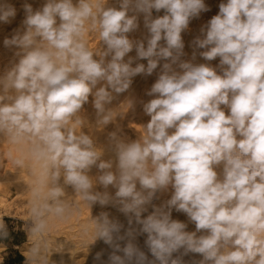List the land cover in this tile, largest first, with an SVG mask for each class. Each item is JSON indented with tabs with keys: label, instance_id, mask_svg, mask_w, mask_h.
Instances as JSON below:
<instances>
[{
	"label": "clouds",
	"instance_id": "obj_1",
	"mask_svg": "<svg viewBox=\"0 0 264 264\" xmlns=\"http://www.w3.org/2000/svg\"><path fill=\"white\" fill-rule=\"evenodd\" d=\"M218 7L191 42V59L183 58L182 33L210 10L205 0L25 3L20 26L3 40L17 59L0 74V134L27 144L53 182L62 170L64 183L89 203L127 217L125 228L100 214L96 239L110 251L97 252L94 264H264V0H222ZM16 15L0 0V23ZM141 15L146 35L133 39ZM89 37L98 38L96 48ZM197 53L219 64L195 63ZM157 69L141 135L111 133L114 157L101 160L94 139L79 130L84 105L91 97L97 123L108 125L114 94ZM14 162L22 166L23 157ZM97 184L103 192L93 191ZM169 189L170 199L142 218ZM61 195L58 187L50 191ZM173 209L195 230L173 219ZM144 234L142 248L133 241ZM189 254L201 258L186 262Z\"/></svg>",
	"mask_w": 264,
	"mask_h": 264
},
{
	"label": "rangeland",
	"instance_id": "obj_2",
	"mask_svg": "<svg viewBox=\"0 0 264 264\" xmlns=\"http://www.w3.org/2000/svg\"><path fill=\"white\" fill-rule=\"evenodd\" d=\"M9 2L11 4H13L15 6V8L17 7L16 8L17 9V15L11 21V23H7V24L2 23L3 25L2 24L0 25L1 26V28H0V59H1L0 60V74H3V72L7 68H10L12 66V63H14L15 60L17 59L14 56L15 49L5 48L3 45V40L5 37H10L13 30L16 29L18 26H20V24L24 18L23 5L25 3H28V4H31L33 6V8L35 9V8L42 6V4L44 3V0H9ZM221 2H222V0H205V4L208 6V8L210 10L207 12H202L198 18L192 19L190 21L188 30H186L184 33H182V36L184 35L183 36V39L185 42L184 51L186 53V55L183 57L184 59H191L192 58L193 48H192L191 42L197 36L201 35V30L200 29L197 30L196 27H200V28L204 27L207 24V22L211 19V17L218 13V11H219L218 6ZM109 4L111 6H118V0H109ZM163 14H164L163 10H161V12H159V13H156L155 10H153V16L154 17L158 16V15H163ZM140 27H143V18L142 17H140ZM143 30H144V34L146 35V29H144V27H143ZM190 30H192V31H190ZM139 31H141V30H138L136 32H139ZM131 37L135 38V36H131ZM88 39L90 41V45H89L90 47L96 48L98 46V44H99L98 38L89 37ZM161 43H163V41ZM199 51H203V50L201 49ZM129 55L135 56V51L133 50V52L130 53ZM138 62L144 63L145 65L147 64L146 60H141ZM194 62L195 63H210L213 67H216L219 64V57H217L213 61L208 62V61H204L203 58H201L197 53L196 60ZM133 66H135V65H133ZM158 71H159V69H157L151 76L138 75V76L133 78V82H132L131 86L132 87L136 86L135 89H133L135 91V93L133 95H135V96L137 95L135 97V101H137L136 105H138L137 106L138 109L140 108L139 111L141 113L143 111V104L146 103L145 101L150 100V96H148L146 93L150 89L151 85L155 82V80L157 78ZM131 86H130V88H131ZM144 86H145V88H147L146 90H143ZM130 88L128 90H130ZM128 90L125 91L124 93H121V94H114V99L112 100V102L109 105H107V107L115 113V116H114V119L108 125H105V126H100L96 122V119H98V117L96 114V110L91 103L92 98L90 97V102L88 104L84 105V107H86V110H87L86 115L88 117V120H90V121H88V123H84L79 130L84 132L85 134L91 136V133H90V130L92 129L91 125H92V123H94L93 125H95V124L97 126L99 125L98 126L99 129L102 128V131L100 130L101 135L103 133L104 135H107V137L108 136L110 137V134L113 132H115L117 134L121 131H123L125 133L127 132L128 134L134 133L133 127L135 126V124H133V123H134V121L136 122V117H135V115L129 116L128 114H130V112H127V109L125 107L128 104V102H126L127 101L126 99L128 96L127 92H129ZM123 94H126L127 96L123 95ZM121 96H123V97H121ZM124 97H126V98H124ZM151 99H152V97H151ZM120 100H121V102H120ZM142 117H146V115L140 116L141 119H142ZM91 119H92V121H91ZM92 136L91 137L94 139V142H95L96 138L94 135H92ZM99 136H100V134H99ZM96 147L98 148L99 146L96 145ZM1 148H0V161H1L0 164H3L6 162L5 164L7 165L9 170L11 171V173L8 171V178L11 177L12 180L8 181V183H9L8 190H7L8 194H6V203L8 204L9 208L11 209V210L9 209L11 212L5 213V211H3V209L0 210V213L2 214L0 225L3 226L2 229L4 228L5 231H11V229L16 230L18 237L24 240V242L20 246V249L23 251V247H24L27 251H29V254L24 253V251H23V253L25 255V263L26 264H32L34 262L44 264V262H46V261H47L46 264H94L93 257L95 256V254L97 252L101 251L102 249H104L106 251H110L108 246L105 245L102 240L96 239V229H97L98 219H99L101 213H106V214H108V216L110 215L109 219L118 220L125 225V228H127L128 221H127V217L124 214L119 212L116 207H113L111 205L102 207L99 204L94 205V204H91L89 202H84L83 197H81L83 195H81V193L79 194L75 190H74V194H75L74 200L76 201V203L78 202L77 205L73 204L71 201V204L68 205V207L72 210L69 211L68 207L66 206V202H64L63 206L62 205L60 206L63 208V211L57 212L56 211L57 207L55 209L53 207L54 203H55L54 201H56L57 199L56 198L54 199L50 196V191L53 188H57V187L62 188V185L64 184L62 170H61V177L59 178V180L56 182H53L51 177H49L50 174L48 173V171L45 168H43L44 170L38 171V169L34 170V168H31V166H29L30 165L29 163L31 160L28 161V159H30V158L32 159V156H29V158L27 157L28 150H26V151L22 150V152L20 150H19L20 152L18 150L12 151L11 155H10V153H8L10 155V157H9V155L7 153L4 154L3 147H1ZM9 148L10 147L8 146V149ZM5 155H7V156H5ZM20 157H23V166H22L23 168L21 166L19 167L14 162L17 158H20ZM35 160H37V159H35ZM18 169H19V171H18ZM43 171H45V172L47 171V173L45 174V172L43 173ZM97 171H98V169H97ZM12 172H14L15 174L14 173L12 174ZM11 174H12V176H11ZM18 174L21 177H19ZM27 176H28V178H27ZM30 177H32V179ZM11 178H9V179H11ZM40 178H41V183L38 182V180H40ZM61 179H62V183H61ZM14 180H17V181L12 182ZM47 181H48V183H47ZM43 182L44 183L46 182L47 184L46 183L44 184ZM31 183H32V186H31ZM40 184H41V186L43 185V187H42L43 190L40 186H38ZM34 185H35V188L37 185L36 189L35 188L33 189ZM38 189L39 190L41 189V192ZM110 191L111 190H109V194L111 196H114L116 189H114V190L112 189V191L111 192ZM62 194H65V193H62ZM162 194H164V195H162ZM170 195H171L170 192H163V193H160V195H159V193H157V198H155L152 201L151 205L147 206V211L142 213V218H146L148 215L152 214V212L154 211L152 205H155L157 207L161 206L162 204H164V202H166V200L170 199V197H171ZM162 196L163 197L167 196L168 199H163ZM77 198H79V199H77ZM67 203H69V200L67 201ZM88 203H89V205H88ZM65 208H67V209H65ZM51 211H53V212L56 211L55 212L56 214L57 213L60 214V216H59V214L57 216L56 214L54 215L52 212V216H55L56 220H58L57 221L58 223L57 222L56 223H57V228L58 229L60 228V230L57 229L56 231H52V232H50L49 236L46 237L47 242H48L46 244L47 245V249H46V245L44 243V238L37 237L36 236L37 234H36L35 236L37 238L34 236L33 240L29 239L27 232H29L30 229H32L34 231V229H36V226L38 225V223H40L42 220H44L45 216L48 213H50ZM67 211H69V214L72 213L73 216L69 215L70 216L69 217ZM172 218L176 219V220H180L182 222H185L188 225V227L186 229L187 231H194L195 230V225L188 221L186 214H184L182 212H177L173 209L172 210ZM66 225H70V227H74V228H72L73 230H70L68 232V234L70 233V235H68L67 232H63V230L65 231V229H67V228H65ZM61 228H62V230H61ZM71 233H72V236H71ZM198 235H199V233H198ZM145 238H146V234L137 235L133 242L136 243L138 246L143 248V242H144ZM61 241H63V243L59 244V242H61ZM44 245H45V247H44ZM0 246H2V245H0ZM1 249H2V247H0V250ZM174 255H177V254H174ZM29 256H31V257H29ZM200 258L201 257L198 254H189L188 256L184 257V260L186 262H190L193 259H200ZM105 259H106V256H105Z\"/></svg>",
	"mask_w": 264,
	"mask_h": 264
},
{
	"label": "bare ground",
	"instance_id": "obj_3",
	"mask_svg": "<svg viewBox=\"0 0 264 264\" xmlns=\"http://www.w3.org/2000/svg\"><path fill=\"white\" fill-rule=\"evenodd\" d=\"M14 2V1H13ZM17 8V7H16ZM142 17V16H141ZM143 18V17H142ZM2 23H0V25H1ZM3 25V24H2ZM195 27V26H194ZM0 28H1V26H0ZM4 29V28H3ZM196 29L198 30V29H200L201 30V28L200 27H196ZM138 30H141V31H139V32H134L131 36H135V38L134 37H131V38H133V39H140V38H142L145 34H144V30H143V27H140ZM137 30V31H138ZM190 31H192V30H190ZM200 32V31H199ZM184 36V35H183ZM1 60V59H0ZM141 82V81H140ZM147 84V83H146ZM137 85V84H136ZM145 85V84H144ZM134 86V85H133ZM147 86V85H146ZM135 87L136 86H134V87H132L131 86V88H130V90H128L129 92H127L126 94L128 95H126V94H123V95H126L127 96V101L126 102H128V104L125 106L126 107V109H127V112H130V114H128L129 116H132V115H135V117H136V122L134 121V123L133 124H135V126L133 127L134 129H133V132L134 133H132V134H128L127 132L125 133V132H123V131H121V132H119L117 135L118 136H120L121 138H128V139H137L140 135H141V133H142V128H141V126L142 125H144V124H146L149 120H150V117L149 116H147L146 115V117H142V119L140 118V116H144L145 115V113L142 111V113L139 111L140 110V108L138 109L137 108V106L138 105H136L137 103V101H135V97L137 96H135V95H133L134 93H135V91L133 90V89H135ZM142 88V87H141ZM147 88H145V86L143 87V90H146ZM139 90V89H138ZM142 90V89H141ZM134 91V92H133ZM141 93V92H140ZM142 95V94H141ZM121 97H123V96H121ZM141 97V96H140ZM124 98H126V97H124ZM141 99V98H140ZM144 99V98H143ZM150 99H151V97H150ZM122 100V99H121ZM121 100H120V102H121ZM146 100V99H145ZM131 102V103H130ZM143 102V101H142ZM145 102H147V101H145ZM125 103V102H124ZM144 103V102H143ZM139 104V103H138ZM87 110H86V107H83V110H82V112L80 113V116H81V119L82 120H84L85 121V123H88V121H90V120H88V117H87V115H86V112ZM97 120L98 119H96V122H97ZM91 121H92V119H91ZM94 123H92V129L90 130V133H91V136L92 135H94L95 136V138H96V140H95V145H97V146H99L98 147V150H100V152H101V160H103V161H107V160H109V159H112L113 157H114V153H113V151H112V145H111V142H110V139L107 137V135H104L103 133H102V135H101V133H100V130L102 131V128L101 129H99V125L97 126L96 124L95 125H93ZM89 125V126H90ZM99 134H100V136H99ZM93 137V136H92ZM8 146L10 147L9 149H8ZM1 147H3V150H4V154H8V153H10V155H11V153H12V151H15V150H20L21 152H22V150L23 151H26V150H28V145L27 144H13L12 142H10V140H9V138L6 136V135H3V134H0V148ZM2 149V148H1ZM8 149V150H7ZM19 151V152H20ZM3 152V151H2ZM28 153V152H27ZM3 154V155H4ZM20 154V153H19ZM26 154V153H25ZM9 155V154H8ZM10 155H9V157H10ZM5 156H7V155H5ZM29 156H31L29 153H28V155H27V157L29 158ZM7 158V157H6ZM26 159V158H25ZM24 159V160H25ZM29 160H31L30 161V165L29 166H31V168H34V170L36 169H38V171L39 170H44L43 168H45L44 167V165H43V162L42 161H40V160H35L33 157H32V159L30 158V159H28V161ZM9 161V160H8ZM1 162V161H0ZM25 162V161H24ZM27 162V161H26ZM3 163V162H2ZM6 163V162H5ZM5 163H3V164H0V210L1 209H3V211H5V213L6 212H11L10 210V208H9V206H8V204L6 203V194H8L7 193V190H8V186H9V183H8V181L10 180H12V178L11 177H9V178H11V179H9L8 178V171L11 173V171L9 170V168L7 167V165L5 164ZM19 167L21 166V165H18ZM22 166H23V164H22ZM21 166V167H22ZM18 168V167H17ZM23 168V167H22ZM18 171H19V169H18ZM218 171H220V169H218ZM29 172V171H28ZM45 171H43V173H44ZM9 173V174H10ZM14 172H12V174H13ZM47 173V171L45 172V174ZM12 174H11V176H12ZM15 174V173H14ZM17 174V173H16ZM91 177H93V178H95L97 175H98V171H97V169L95 168V167H93L91 170H90V172L88 173ZM19 175V174H18ZM19 177H21L20 175H19ZM48 177V176H47ZM49 177H50V175H49ZM48 177V178H49ZM27 178H28V176H27ZM31 179H32V177H30ZM46 178V177H45ZM15 179V178H14ZM44 180V179H43ZM17 180H14V181H12V182H16ZM20 181V180H19ZM18 181V182H19ZM23 181V180H22ZM38 182H40L41 183V178H40V180H38ZM20 183V182H19ZM18 183V184H19ZM35 183V182H34ZM33 183V184H34ZM44 183V182H43ZM46 183V182H45ZM44 183V184H45ZM47 183H48V181H47ZM46 183V184H47ZM50 183V182H49ZM61 183H62V179H61ZM50 185V184H49ZM31 186H32V183H31ZM38 186H40L41 188L43 187V185L41 186V184L40 185H38ZM48 186V185H47ZM56 186V185H55ZM20 187V186H19ZM53 187V186H52ZM32 188V187H31ZM35 188V185H34V187H33V189ZM36 188H37V185H36ZM35 188V189H36ZM61 189V191H62V193H65V194H62L61 196H59L58 198H56L57 200L56 201H54L55 203H54V209L56 208V207H58V206H63V203L64 202H66V206L68 207V205H70L71 204V201H72V203L73 204H76L77 205V203H76V201L74 200V196H75V194H74V189H73V187H71L70 185H67V184H63L62 185V188H60ZM112 189L114 190V188H112L111 186H109V188H108V192H109V190H111L112 191ZM39 190V189H38ZM42 190H43V188H42ZM32 191V190H31ZM36 191V190H35ZM40 192H41V189L39 190ZM47 191V190H46ZM93 191H100V192H103L104 191V189L102 188V186H100V185H94V189H93ZM110 191V192H111ZM37 192V191H36ZM167 192H170L171 193V189H169V191H167ZM80 194V193H79ZM114 194V193H113ZM82 195V194H81ZM159 195H160V193H159ZM162 195H164V194H162ZM167 195V194H166ZM80 196V195H79ZM171 196V195H170ZM81 197H83V196H81ZM163 197V196H162ZM169 197V196H168ZM159 198V197H158ZM77 199H79V198H77ZM163 199H168L167 198V196H165V197H163ZM162 199V200H163ZM69 200V203H67V201ZM83 200H84V202H88L86 199H84V197H83ZM167 201V200H166ZM53 204V203H52ZM75 205V206H76ZM88 205H89V203H88ZM91 205V204H90ZM72 206V205H71ZM10 209V210H9ZM65 209H67V208H65ZM81 209V208H80ZM68 210L69 211H71L72 209H70L69 207H68ZM69 211H67V213H68V216L69 215H71V216H73L72 215V213L71 214H69ZM52 212L53 211H51L50 213H48L46 216H45V218H44V220H42L41 222H43V228L42 229H40V230H36V229H34V231L32 230V229H30L29 230V232H27V234H28V236H29V239H32L33 240V237L36 235L37 237H41V238H44V243H45V245L48 243L47 242V239H46V237L47 236H49V234H50V232H52V231H56L58 228H57V221L58 220H56V217L55 216H52ZM56 212V211H55ZM55 212H53V214L55 215L56 213ZM73 212V211H72ZM58 214L59 213H57L56 215L58 216ZM74 214V213H73ZM1 213H0V223H1ZM62 215V214H61ZM64 215V214H63ZM59 216H60V214H59ZM110 216V215H109ZM70 217V216H69ZM58 218V217H57ZM40 222V223H41ZM57 222V223H56ZM40 223H38V224H40ZM65 228H67V229H65V231L63 230V232H67V234H68V232L70 231V230H73L72 228H74V227H70V225H66L65 226ZM64 229V228H63ZM58 230H60V228L58 229ZM61 230H62V228H61ZM72 232V231H71ZM68 235H70V233L68 234ZM67 235V236H68ZM35 236V237H36ZM71 236H72V233H71ZM36 237V238H37ZM31 240V241H32ZM70 242V241H69ZM43 243V242H42ZM63 243V241H61V242H59V244H62ZM45 245H44V247H45ZM0 247H2V246H0ZM46 249H47V245H46ZM23 251H24V253H28L29 254V251H27L24 247H23ZM29 257H31V256H29ZM46 257V256H45ZM34 262V261H33ZM47 262V261H46ZM46 262H44V264H46ZM32 264H41V263H38V262H34V263H32ZM43 264V263H42Z\"/></svg>",
	"mask_w": 264,
	"mask_h": 264
},
{
	"label": "crops",
	"instance_id": "obj_4",
	"mask_svg": "<svg viewBox=\"0 0 264 264\" xmlns=\"http://www.w3.org/2000/svg\"><path fill=\"white\" fill-rule=\"evenodd\" d=\"M2 227L0 225V264H26L25 255L20 249L24 240L18 237L16 230L5 231Z\"/></svg>",
	"mask_w": 264,
	"mask_h": 264
},
{
	"label": "trees",
	"instance_id": "obj_5",
	"mask_svg": "<svg viewBox=\"0 0 264 264\" xmlns=\"http://www.w3.org/2000/svg\"><path fill=\"white\" fill-rule=\"evenodd\" d=\"M17 261V260H16Z\"/></svg>",
	"mask_w": 264,
	"mask_h": 264
}]
</instances>
